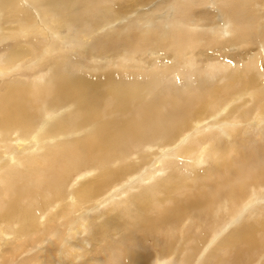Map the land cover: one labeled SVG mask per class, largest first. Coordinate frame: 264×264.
I'll list each match as a JSON object with an SVG mask.
<instances>
[{
  "label": "bare ground",
  "instance_id": "bare-ground-1",
  "mask_svg": "<svg viewBox=\"0 0 264 264\" xmlns=\"http://www.w3.org/2000/svg\"><path fill=\"white\" fill-rule=\"evenodd\" d=\"M0 264H264V0H0Z\"/></svg>",
  "mask_w": 264,
  "mask_h": 264
}]
</instances>
